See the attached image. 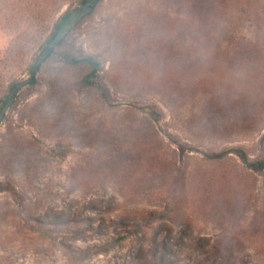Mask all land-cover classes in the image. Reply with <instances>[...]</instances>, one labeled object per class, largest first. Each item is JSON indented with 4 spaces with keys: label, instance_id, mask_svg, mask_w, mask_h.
<instances>
[{
    "label": "rangeland",
    "instance_id": "1",
    "mask_svg": "<svg viewBox=\"0 0 264 264\" xmlns=\"http://www.w3.org/2000/svg\"><path fill=\"white\" fill-rule=\"evenodd\" d=\"M81 2L0 0V110ZM170 38L180 57L194 42L185 72L159 49ZM86 56L99 67L84 85L91 66L64 58ZM6 136L34 147L0 170V264H264V168L231 150L264 158V0H99L19 93Z\"/></svg>",
    "mask_w": 264,
    "mask_h": 264
},
{
    "label": "trees",
    "instance_id": "2",
    "mask_svg": "<svg viewBox=\"0 0 264 264\" xmlns=\"http://www.w3.org/2000/svg\"><path fill=\"white\" fill-rule=\"evenodd\" d=\"M83 1V0H81ZM71 12L70 10L65 11L60 17L59 19L56 21L50 35L48 36L47 40L44 43V47L53 39V37L55 36V34L57 33L62 21L64 20V18L66 17V15ZM89 15V14H88ZM87 15V16H88ZM86 17V16H85ZM84 17V18H85ZM80 23V22H79ZM78 23V24H79ZM191 37L190 36H186L183 34V36H181V44L183 45L182 47L186 48V41H188ZM203 42L202 44L203 47L206 48L207 46V50L211 49V48H215V47H219V44L217 42L218 39H216V37L214 36H207V37H203ZM193 39V38H192ZM201 40V39H199ZM197 40V44H201V41ZM180 41V39H179ZM63 42H61L58 46H60ZM148 43V42H147ZM185 44V45H184ZM193 40H190L189 43V47H187L188 51H181V57L178 55L180 54V52L178 50H171L170 48H173L174 46L172 45L171 47V38L169 40L167 39H163L162 40V44L158 45L160 46L159 49L164 48L166 49V53H165V58L167 59L168 62H172L173 64L180 65V71L183 70L184 72L187 71V68H191V66H193V63H195L196 61L198 62V55L193 56L191 54H189V51H193ZM201 44V45H202ZM211 47V48H210ZM150 47L147 46V66L149 65V62L152 61V59L150 58V53L148 52ZM157 48V47H156ZM168 48V50H167ZM205 48H203L204 52ZM199 52V51H197ZM191 55L193 56V58H191V60L189 59V57H186V55ZM187 55V56H188ZM202 55V54H201ZM185 57V58H184ZM38 58V57H37ZM37 58L35 59V61L37 60ZM49 58V57H48ZM47 58V59H48ZM183 58V59H181ZM46 59V60H47ZM66 62L71 63V64H76L79 62H86L91 66L90 71H88L87 73H85L81 78V83L86 85L88 83H90V78L95 76L98 67H99V62L93 57V56H86L84 58H80V59H75V58H69V57H65L64 58ZM179 59H181V62H179ZM226 57L222 59V57H220V59H217L215 62L222 63L225 62ZM34 61V63H35ZM207 62L209 63H213L214 60H208ZM33 63V64H34ZM216 63V64H217ZM32 64V66H33ZM212 65V64H211ZM31 66V69H32ZM148 68V67H147ZM217 71L219 72V68L217 69ZM181 85H185L187 86V88H191L192 84L190 82H184ZM14 86V84H12L10 86V88H12ZM68 88L66 87L65 84H60L58 89H53L52 93H51V98L52 101L51 103L53 104L54 110L58 111L59 109H61L63 106H61L62 101L65 102L64 97L66 96V94L68 93ZM8 94L6 95V97L2 100V104H1V108L3 107V105L6 102ZM64 96V97H63ZM58 103V104H57ZM56 111V112H57ZM12 130V128H11ZM7 137V136H6ZM31 142V141H30ZM33 142L30 144H25L23 143L21 140L16 139V138H3L1 144H0V155L1 157H3V161L0 162V170L7 176V174H14L15 172L19 171V166H27L31 161H32V149H33ZM30 149V150H29ZM232 151L236 152L239 157L242 159V161L245 163L246 166L248 167H253L256 166L258 168H264V158H255V159H250L249 155L246 153V151L244 149L241 148H232ZM228 154L227 150H223V151H204V156L208 159L211 160H218V159H222L224 158L226 155ZM0 184H2V182L0 181ZM110 246L112 245H108L107 243L105 244H101L97 247H95V250L98 251H106ZM90 250V249H88Z\"/></svg>",
    "mask_w": 264,
    "mask_h": 264
},
{
    "label": "water",
    "instance_id": "3",
    "mask_svg": "<svg viewBox=\"0 0 264 264\" xmlns=\"http://www.w3.org/2000/svg\"><path fill=\"white\" fill-rule=\"evenodd\" d=\"M99 0H83L80 5L75 7L71 12H69L64 20L62 21L57 33L53 39L45 46L37 60L32 66L30 74L24 79L19 80L11 88L6 102L0 110V125L6 118V115L16 100L19 93L37 81L38 73L41 69L42 64L46 59L55 51L57 46L63 42L67 34L88 14H90L98 4Z\"/></svg>",
    "mask_w": 264,
    "mask_h": 264
}]
</instances>
